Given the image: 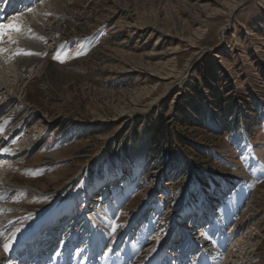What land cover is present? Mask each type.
I'll list each match as a JSON object with an SVG mask.
<instances>
[{"label": "rangeland", "instance_id": "374dc122", "mask_svg": "<svg viewBox=\"0 0 264 264\" xmlns=\"http://www.w3.org/2000/svg\"><path fill=\"white\" fill-rule=\"evenodd\" d=\"M58 2L21 103L0 110V213L17 220L11 228L39 227L25 255L46 250L52 232L64 237L55 253L89 250L99 214L112 210L103 254L144 234L137 264L161 247L190 264L199 255L179 256L182 243L170 255L177 233L211 251L199 233L235 202L221 264H264V0Z\"/></svg>", "mask_w": 264, "mask_h": 264}, {"label": "bare ground", "instance_id": "6f19581e", "mask_svg": "<svg viewBox=\"0 0 264 264\" xmlns=\"http://www.w3.org/2000/svg\"><path fill=\"white\" fill-rule=\"evenodd\" d=\"M8 1L9 0H7L6 3ZM58 1L59 0H42V1L41 0H22V1L14 0L9 6L10 15L8 19L11 21L8 23H5L7 20L5 21L1 19L2 10H3L2 13L8 12L7 11L8 8L3 9V7H0V24H19L21 28H24L26 30L25 33H22V34L14 33L10 36L15 41V43H13L14 47H11L10 50H8L9 45L5 47L0 46V95H7V98H5L4 101L3 100L0 101L1 111H3L6 107L7 103L5 100L9 99L10 102H14L15 103L14 106L16 105V103L18 104L21 103L22 98L25 93L24 86L26 88V84L23 82V79H25L26 75L30 73L31 69L36 70L38 66L40 65L41 58L43 57L47 49L46 47L47 42L45 43V41H47L48 39L44 33V29H45L44 22L47 19V16L52 13L54 7L59 3ZM240 1L243 4L246 0H240ZM229 13L230 15L232 14V12H229ZM28 29H31L32 31L28 32L27 31ZM39 37H43V40L39 39ZM20 49H24L25 51H31V52H39L41 54L40 55H30V56L19 55V57L17 56L15 58H12V56H10L11 54L18 52ZM157 52H158L157 49H153L150 54V57L158 56ZM4 172L5 170H3V168L1 167L0 177L4 176ZM221 209L222 211L219 212L218 218L216 219L217 221L218 219L223 220V222L218 223V226H217V228L219 227L218 230L221 234L217 236L218 234L217 233L216 236H211V232L208 231L206 236L202 237L203 238L202 242L203 241L205 242L207 238L213 240L215 243L214 247L211 246L213 248L210 249L211 251H208L207 249H204V247L202 246L200 249H198L199 251H197V254L199 255V258H200L199 261L198 262L191 261L190 264H221V256H223L224 250L227 249V247L225 246V240H226V236L224 235L225 231L223 232L225 226L223 227V224L229 222L231 219L233 220L238 210L235 202H231V204L228 207L226 206V208H221ZM0 211H6V207H0ZM113 214H114V211L112 210H106L104 213L100 214L98 219L99 221H101V224L99 223V224L93 225L94 230L92 232H94L95 234V239L92 242V246L90 245L91 243L89 245L84 244L85 246L81 245L82 248L86 247L87 245L88 249L90 248L89 250H91V248L95 244H97L99 248H101V244L103 242L102 239L106 237V235L109 232L110 225L113 224L112 223ZM3 216H4V213L3 215H1L0 213V264H13V262L10 260L11 258L9 259V256H7V253L4 251L3 245L5 243L10 244L11 245L10 251H12L16 246H21L27 234L33 233L34 230L32 229L33 226L25 228L23 230L14 229L11 227L7 228L5 223H7L8 221H4L5 219H3ZM7 217L9 218V215ZM188 223H189L188 220L184 221V223L181 225L182 227L181 226L180 227L183 229V225L185 224L188 225ZM206 227H209V225L206 224ZM203 232L204 230L200 232L199 234ZM177 234L178 236L175 238V241H172L173 245L178 244V241L182 240L181 239L182 232H178ZM145 236L146 235L142 234L140 237L141 241L139 243L129 245L126 248V253L122 256H118V259L115 260L114 264H137L138 261H136V259L140 257L138 256V254H139L140 249L142 248V243L144 242L143 239ZM183 236H185L184 238H187V239L189 237L188 234H184V233H183ZM184 241L185 240L183 239L180 243ZM98 243H100V245ZM74 248L75 247L71 249L74 254H77L80 252V251L75 252ZM81 251H87V249L81 250ZM60 258L61 257L55 256L52 259V261L55 259H60ZM184 258L187 260L186 257H183V259H181L183 260V264H188L186 260L184 261ZM52 261L48 260L47 255L45 257H43L42 255V261L39 264H51ZM98 264H104V261H101ZM143 264H161L159 255H156L150 260H146Z\"/></svg>", "mask_w": 264, "mask_h": 264}, {"label": "snow or ice", "instance_id": "6c2138e0", "mask_svg": "<svg viewBox=\"0 0 264 264\" xmlns=\"http://www.w3.org/2000/svg\"><path fill=\"white\" fill-rule=\"evenodd\" d=\"M30 11H31V9H30ZM10 29L14 30L17 34H20L23 31L19 24H11V25H9V24H0V38H2L4 35H6L7 31L10 30ZM27 31L31 32L32 30L28 29ZM39 39L43 40V37H39ZM12 43H15V41H12ZM45 43H46V41H45ZM40 54L41 53H39V52L25 51L24 49H20L18 52L14 53V55H26V56L40 55ZM61 55H62L61 53H56L53 58L57 59L61 63H63L64 60L61 59ZM77 55H79V53ZM6 126H7V121L4 124H0V133H2L4 131ZM2 151L7 153V152H10V149L3 148ZM113 231H115V229H113ZM10 247H11V245L8 244V243H5L3 245V248H4L5 252H8L10 250Z\"/></svg>", "mask_w": 264, "mask_h": 264}, {"label": "trees", "instance_id": "16d2710c", "mask_svg": "<svg viewBox=\"0 0 264 264\" xmlns=\"http://www.w3.org/2000/svg\"><path fill=\"white\" fill-rule=\"evenodd\" d=\"M161 135L156 134V136L153 137L154 144H159Z\"/></svg>", "mask_w": 264, "mask_h": 264}]
</instances>
